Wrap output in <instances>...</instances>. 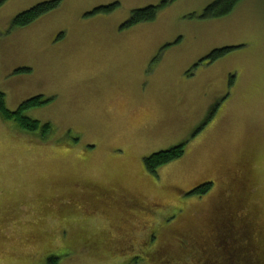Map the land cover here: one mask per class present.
<instances>
[{
  "label": "rangeland",
  "instance_id": "rangeland-1",
  "mask_svg": "<svg viewBox=\"0 0 264 264\" xmlns=\"http://www.w3.org/2000/svg\"><path fill=\"white\" fill-rule=\"evenodd\" d=\"M52 1L0 0L8 108L51 100L26 113L51 126L46 139L0 118V264H124L149 246L167 264H234L222 248L234 238L235 264L243 245L240 259L264 264V0L221 19L202 18L217 0H167L126 29L166 0H61L11 30ZM183 144L181 159L146 170ZM205 182L214 189L190 195ZM224 233L240 239L214 241ZM145 256L136 264H156Z\"/></svg>",
  "mask_w": 264,
  "mask_h": 264
},
{
  "label": "trees",
  "instance_id": "trees-1",
  "mask_svg": "<svg viewBox=\"0 0 264 264\" xmlns=\"http://www.w3.org/2000/svg\"><path fill=\"white\" fill-rule=\"evenodd\" d=\"M169 1H175V0H169ZM242 0H217L214 4L207 7L205 12L202 15L203 19H221L229 16L233 10L236 8V6L241 2ZM61 4V0H55L52 2H46L43 3L31 10H28L20 15H18L15 20L13 21L11 30L14 31L15 29H22L26 28L33 23H35L38 19L43 17L45 14L54 11L59 7ZM167 4V0L164 1L159 7H148L143 10H137L134 11L132 14L131 19L126 25V28H131L133 26H137L142 23H149L153 22L157 14L160 10V8H164ZM118 8V4L112 5L107 8H100L96 10L93 14L97 13H111L115 11ZM229 49H224L221 51H215L211 58L213 60H217L220 57H222L224 54L228 53ZM20 73L29 74L28 70L23 71ZM51 103V100H45L43 97L39 96L36 98H33L25 103H23L16 111H11L8 108L7 99L6 96L0 92V118L4 120L5 122H10L15 125L16 128H18L21 132H24L26 134H39L41 137L46 139L51 131V126L49 124H40L38 121L32 120L31 118L26 116V113H28L31 110L42 108L45 105H49ZM185 153V144L180 145L178 147H174L171 150L159 152L157 154H154L150 157H148L145 160V167L146 170L150 174L156 175L159 168L162 166L169 164L173 161L179 160L183 157ZM211 184H204L200 188H198L196 191H194L191 195L195 194L198 196L206 195L211 189ZM152 249V248H151ZM150 249V246L146 250H142L140 253H137L136 255L129 254L128 259L124 264H136V260L138 259H144V256L148 258V261L154 262L156 264L161 263V261L164 264H167L168 261L165 260V251L162 250V252H152ZM133 252L132 250L130 251ZM260 256V255H259ZM60 259L56 256H51L48 259V264H59ZM125 259V258H124ZM245 260L248 264L250 263V260L245 257ZM147 262V260H145Z\"/></svg>",
  "mask_w": 264,
  "mask_h": 264
},
{
  "label": "flooded vegetation",
  "instance_id": "flooded-vegetation-1",
  "mask_svg": "<svg viewBox=\"0 0 264 264\" xmlns=\"http://www.w3.org/2000/svg\"><path fill=\"white\" fill-rule=\"evenodd\" d=\"M129 22V21H128ZM127 22V23H128ZM127 23H125L123 26H122V29H126V25H127ZM214 53V52H213ZM213 53H211V54H209V55H207L203 60H201L200 62H199V64H203V63H205V64H207V65H209V64H212V63H215L217 60H213L212 58H211V56L213 55ZM233 85H234V81L232 80L230 83H229V88H230V90H232V87H233ZM228 94H230L229 93V90L227 91V94H226V100L228 101L229 100V96H228ZM231 95V94H230ZM225 99V98H224ZM223 99V101L225 102V100ZM204 184H211L213 187H212V189L210 190V191H212L213 189H214V186H215V183H208V182H205V183H202L201 185H198L196 188H195V190H193V192L194 191H196L198 188H200L202 185H204ZM209 191V192H210ZM193 192H191L190 193V195L193 193ZM208 192V193H209ZM154 207H157L158 208V206L157 205H153ZM225 234V233H224ZM223 234H220V235H218L217 237L216 236H214V241H221V240H223L224 238H227V237H231V238H234V236L236 237V239L237 240H239L240 239V234H225V235H227V236H222ZM236 241H235V238H234V240L232 241V244H234ZM224 243V242H223ZM232 244H230L231 246H232ZM230 245H226L225 243H224V247H222L223 248V250L224 249H226L227 251H229V257H230V259L234 262V264H235V262H236V254H235V252H234V250L233 249H231L230 250V248L228 249V247L230 246ZM217 245H215V247H213V246H210V245H208V247L209 248H211L210 250L213 252V251H217L219 248H217L216 247ZM213 248H216V249H213ZM243 250H244V245L242 246V247H236V251L238 252V263H239V261H240V264H245V263H247L246 262V260H245V257L243 258H241L240 259V257H241V255H242V252H243ZM226 260L227 259H225V258H223L222 257V260H221V262H218V261H216V263L217 264H226ZM237 263V262H236Z\"/></svg>",
  "mask_w": 264,
  "mask_h": 264
}]
</instances>
